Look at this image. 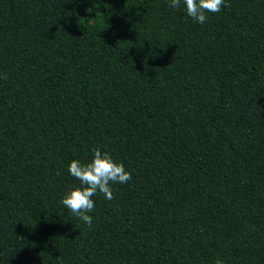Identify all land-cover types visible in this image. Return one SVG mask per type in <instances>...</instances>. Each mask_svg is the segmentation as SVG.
Returning a JSON list of instances; mask_svg holds the SVG:
<instances>
[{
  "label": "trees",
  "instance_id": "trees-1",
  "mask_svg": "<svg viewBox=\"0 0 264 264\" xmlns=\"http://www.w3.org/2000/svg\"><path fill=\"white\" fill-rule=\"evenodd\" d=\"M169 2L0 0V264H264V0ZM97 148L132 178L89 228Z\"/></svg>",
  "mask_w": 264,
  "mask_h": 264
},
{
  "label": "clouds",
  "instance_id": "clouds-1",
  "mask_svg": "<svg viewBox=\"0 0 264 264\" xmlns=\"http://www.w3.org/2000/svg\"><path fill=\"white\" fill-rule=\"evenodd\" d=\"M182 0H170V8H179ZM186 14L198 23H205L208 13H218L226 7L225 0H183ZM7 79V75L2 76ZM69 173L79 181L80 186H74L62 198L65 208L83 221L89 228L92 226L93 217L90 215L95 208L92 197L102 193L107 200H112L111 185L126 184L132 177L125 169L123 162H117L108 152L99 148L93 152V157L88 162L73 159L68 166ZM215 264H224L222 259H217Z\"/></svg>",
  "mask_w": 264,
  "mask_h": 264
}]
</instances>
